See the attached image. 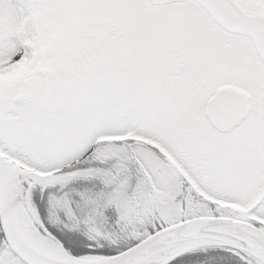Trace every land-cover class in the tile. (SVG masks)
Instances as JSON below:
<instances>
[{
	"label": "snow or ice",
	"instance_id": "obj_1",
	"mask_svg": "<svg viewBox=\"0 0 264 264\" xmlns=\"http://www.w3.org/2000/svg\"><path fill=\"white\" fill-rule=\"evenodd\" d=\"M0 264H264V0H0Z\"/></svg>",
	"mask_w": 264,
	"mask_h": 264
}]
</instances>
